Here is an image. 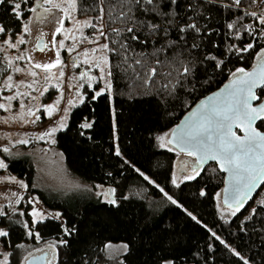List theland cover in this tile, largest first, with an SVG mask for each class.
Returning <instances> with one entry per match:
<instances>
[{"label": "snow or ice", "instance_id": "6c2138e0", "mask_svg": "<svg viewBox=\"0 0 264 264\" xmlns=\"http://www.w3.org/2000/svg\"><path fill=\"white\" fill-rule=\"evenodd\" d=\"M261 4H264V0H251L250 3H245V0H92L82 8L78 0H0V52L4 53L0 63H3V70L6 72L26 71L33 78L26 81L14 80L11 74L4 76L0 88L14 91L0 97V109L9 112L13 108V101L19 103V111L12 112L10 117L5 118V123L15 119L25 124L36 123L41 119L38 114L41 109L49 118L59 114L44 131L36 134V139L49 144L56 143L57 132L69 127L72 109L84 104L88 95L82 89L85 84L87 88H92L97 79L90 69L80 72L75 95L61 109L63 89L60 85L65 72L61 68L59 77H56L51 70L63 64L59 49L65 47L64 39L73 40V46L68 47L67 51H75L77 34L82 40H88L95 45L91 49L83 50V60L85 64L99 68V79L104 82L103 87L93 89L92 101L104 93L108 94L110 101L114 90V71L127 75L131 69L136 77H142L144 85L156 83L159 77L162 81L159 91L164 94V102H167V98H178L180 91L192 93L199 87L209 85L217 75L224 73L233 56L238 61H243L245 53L251 55L255 51V62L250 69L244 66L235 67L234 70L227 69L229 79L224 87L201 99L185 120L159 133L155 139L158 147L167 148L177 156L183 154L192 158L191 164L184 159L178 162V166H172L168 183L177 189L184 182L195 181L201 175L202 166L208 161H215L219 170L228 173L224 180L225 187L215 192L212 197L216 212L227 223L243 209L247 214L243 215L236 231L247 234L250 240L258 237L264 247V198L256 200L255 204L248 203L252 199L249 194L257 187L258 182L264 183V9L260 7ZM89 11L96 15H85L83 20L76 19L79 12ZM53 15L60 17L56 21L57 26L51 41L56 49L55 59L43 64L34 62L20 46L28 42L26 35L31 34L34 18L43 22L45 18ZM66 19L74 22L75 31L68 29L72 35L57 41L56 34H63L65 31ZM84 28L93 30L91 37L84 35ZM242 37H247V42ZM44 47L47 46H42V42L37 40L36 48L43 50ZM9 49L16 50L18 54L10 53ZM89 52L92 53L91 56ZM109 54L117 58L115 65L112 64ZM80 56L81 53L76 54V63ZM97 56L99 61L94 59ZM17 61H28L30 67L22 68ZM35 69L44 71L43 79L46 83L44 91L39 93L41 97L48 91L53 80H56V84L52 86L60 88L59 97L51 103L30 106L25 102V98L30 101L37 100L32 94L38 91L39 84V74ZM68 87L73 85L69 83ZM111 113L113 147L110 151L118 158L115 165L116 175L112 171L104 173L111 181L107 185L77 181L70 190L89 193L107 205L118 206L122 200H128L129 195L124 194L118 198L120 181L116 176H123L122 169L129 166L144 181L158 189L162 194L161 203L167 202L182 209L187 217L201 225L209 234L205 243L207 251L197 247V251L190 257H184L173 256L168 250L161 249L162 254L157 257L155 264H215L217 242L223 246V250L237 258V264H264V256L257 259L255 253L245 255L242 250H238L240 245L234 241L229 242L218 234V230L204 223L174 193L167 191L127 159L120 145L115 143L117 123L114 108ZM94 120L95 117L90 118L89 115L81 118L78 124L80 135L86 134L83 130L93 129ZM88 138L91 139V136ZM10 142L28 144L30 141L21 139ZM2 152L8 157L18 155L8 146H3ZM8 168L9 163L0 156V170ZM211 171L215 173L217 169L212 168ZM3 179L13 182L21 189L28 188V184L16 176ZM13 195L17 205L25 199L18 193ZM207 195L206 188L201 187L199 196ZM27 201L31 205L30 210L12 207V201L9 200L11 215L0 206V216H7L8 220L7 224L0 226V238H3L0 246L11 247V240L8 238L13 225H19L24 230V235L35 237L39 242L42 237L35 230L39 225L47 220L62 221L61 211L37 207L40 202L38 197L29 196ZM26 214L29 219H23ZM59 229L61 236H71L76 232L74 226L70 227L65 222L59 223ZM232 235L240 239L235 232ZM68 243L66 239L54 237L44 243L43 249L33 248L32 252L19 260V264H57L59 248L67 246ZM25 247L21 242L11 252H0V264H9V257ZM101 251L107 256L106 264H124L121 256L130 252V246L128 243L114 246L109 242ZM249 252H252L251 248Z\"/></svg>", "mask_w": 264, "mask_h": 264}, {"label": "trees", "instance_id": "16d2710c", "mask_svg": "<svg viewBox=\"0 0 264 264\" xmlns=\"http://www.w3.org/2000/svg\"><path fill=\"white\" fill-rule=\"evenodd\" d=\"M91 2L92 0H78L82 8ZM250 2L251 0H245V3ZM78 15L85 17L94 16L96 13L79 12ZM242 39L247 42V37ZM244 55L243 61H238L233 56L224 73L217 75L209 85L199 87L192 93L180 91L178 98H167V102H164V94L159 91L162 83L159 77L156 83L144 85L142 77H136L131 69L127 75L114 71L111 100L109 101L108 94L104 93L92 101L93 89L89 90L85 103L72 109L69 127L56 134V146L63 153L69 171L90 184L95 182L107 185L111 182L104 173L112 171L116 175L115 165L118 158L110 151L113 147L111 109L114 108L117 123L115 143L120 145L127 159L167 191L174 193L180 202L189 210H194L204 223L218 230V234L229 242L234 241L240 245L238 250H242L245 255L255 253L257 259L264 256V247L258 237L250 240L247 234L236 231L243 215L247 214L243 209L237 217L231 218L227 223L217 214L212 197L224 186V174L217 165L202 167L201 175L195 181L184 182L177 189L168 183L172 166L176 163V153L159 148L155 139L159 133L178 124L201 99L223 86L229 79L227 69L234 70L238 66L250 69L255 62V51H252L251 55ZM110 60L113 65L117 63V58L112 54ZM85 115L95 117L94 127L83 130L86 134L80 135L78 124ZM212 168L217 171L213 173ZM8 169L25 179L29 191L37 194L47 207L61 211L68 226L76 228V232L71 236H61V222L47 220L35 229L40 232L42 241L54 237L69 241L67 246L59 248L57 264H97V261L99 264H106L101 249L109 242L129 244L130 252L123 255L124 264H155L157 257L162 254L161 249L168 250L173 256L184 257H190L197 251V247L207 251L205 243L209 234L206 229L192 221L177 206L167 202L161 203L162 194L158 189L144 181L129 166L122 169L123 176H116L120 181L118 198L127 194L129 199L122 200L115 207L89 193L61 195L33 187L35 169L29 158L11 160ZM201 187L206 188L207 196H199ZM133 189L141 190L143 196H130ZM262 191L264 187L248 203L255 204ZM5 219L2 216V224H7ZM12 229L8 238L11 240V247L7 248L13 249L15 245L29 240L19 225H13ZM234 232L240 239L232 235ZM249 248L252 252H249ZM215 256V264H237V258L223 250V246L218 242Z\"/></svg>", "mask_w": 264, "mask_h": 264}, {"label": "rangeland", "instance_id": "374dc122", "mask_svg": "<svg viewBox=\"0 0 264 264\" xmlns=\"http://www.w3.org/2000/svg\"><path fill=\"white\" fill-rule=\"evenodd\" d=\"M260 7L264 9V4H261ZM59 18H60L59 16L53 15L45 18L43 22L36 21L35 18L33 19L31 25L32 27L31 34L26 35V39L28 42L20 46V49L24 50L26 55L31 56L32 61L43 64L55 59L56 49L53 48L51 41L53 38L52 34L57 26L56 21ZM84 18L85 17H80L78 14H76V19L83 20ZM68 29H72L73 31H75L74 22L72 20L66 19L64 23L65 31L63 32V34L60 33L56 34V40L59 41L61 39H64L65 36H71L72 32L67 31ZM92 31L93 30L91 28L83 29L84 35L88 37H91ZM41 39L45 40V45L47 46L44 48V50H39L38 48H36L37 40H41ZM76 39L78 43H76L75 51L71 53L67 51V48L73 46L74 42L72 39H64L65 47L59 49L60 57L61 60L63 61V64L57 65L51 70V72L56 77H59V71L61 68H63L65 72L63 83L60 85V88L63 89V99L60 101L61 109L63 108L64 105L67 104L68 99H70L75 95V87L78 86L80 82L79 73L85 71V69H90L91 74L97 77V79L93 82L92 88H87L85 84V87L82 89V91H86L88 93V91L91 89H96L104 86V82L99 79L100 76L99 68L92 67L90 64H85L83 60V50L91 49L92 47H95V45L90 44L88 40H82L79 34H77ZM100 42L103 41L101 40ZM58 47L59 46L57 44V48ZM8 51L12 54H18L17 51L14 49H9ZM77 53H81L78 63H76ZM89 55L91 56L92 53L89 52ZM3 56L4 53L0 52V62L3 61ZM94 59L99 61L98 56L94 57ZM16 63L19 64L22 68L30 67L28 61H17ZM74 63H76V66H74ZM3 69H4V65L3 63H0V85L3 84L4 76L7 74H11L14 80L31 81L33 79L31 75L28 74L26 71L19 73H10V71L6 72ZM35 71H37L39 74L38 76L39 84L37 85L38 91H34L32 94L37 97V100L30 101L27 98H25V102L30 106H34L37 103H51L53 100L59 97L60 88H56L52 86L56 84V80H53L52 85H49L48 91L45 92L43 97H41L39 93L41 91H44V85L46 83V81L43 79L44 71L42 69H35ZM73 77H76V79H71ZM69 83H71L73 87L69 88L68 87ZM21 90L22 91L24 90L23 87L21 88ZM12 91H14V89L8 90L6 88H0V97L4 95H10ZM12 104H13V108L9 112H5L3 109H0V156H3L8 163L13 159H19L23 157L29 158L33 163L35 169V187L37 188L47 190L48 192L59 193L61 195H69L78 192L75 190H70L72 184L77 181L80 183H87V182L73 175L69 171L66 165L65 157L63 153L57 148L56 143L49 144L47 143V141L36 139V134H38L41 131H44L54 120L58 118L59 114L53 116L52 118H49L48 116L44 115L43 109H41L40 112L38 113L41 116V119L36 123L25 124L22 123L19 119L9 120L7 123H5V118L10 117L12 115V112L19 111L18 101H13ZM28 119H32V117H28ZM21 139H27L30 142L28 144H16L10 142ZM3 146H8L13 153H18V155L8 157L7 154H4L2 152ZM157 146H158V142H157ZM162 149L168 150L167 148H162ZM184 159H187L189 164L192 163L191 157H185L183 154L177 156L176 154L175 164H177L178 166V162ZM7 176H16L17 179H23L17 176L16 174L10 172L9 169L0 170V206H2L3 210L9 215H11L9 200L12 201V207L30 210L31 205L28 203L27 197L29 196L38 197V195L33 192H30L29 188L21 189L13 182L3 179V177H7ZM23 180L27 183L25 179ZM13 193H18L19 195L25 197V199L22 200L19 205H17L15 203L16 197L13 195ZM131 195L141 197L143 196V192L139 189H133L132 191H130V196ZM263 196H264V191H262L259 194L257 200L263 198ZM39 201H40L39 204L36 205L37 207H41L49 211L56 210L47 207L40 200V198ZM4 217L6 218L5 219L6 223H8L7 216ZM1 219L2 216H0V226H4V224L1 223ZM23 219H29L27 214L25 215V217H23ZM60 222H64L63 217H62V221ZM2 239L3 238H0V240ZM45 242L46 241H42V240L37 242L35 237H29V240L23 243L24 245H26V247L24 249L17 250L13 255L9 257V264H19V260L22 259L24 256H26L28 252H32L33 248L43 249ZM121 243H111V244L114 246H118ZM5 250L10 252L12 251V249L7 248L6 246H0V252ZM33 254L36 255L35 253ZM124 254L125 253H123L121 256L122 260ZM103 258L105 259V261H107V256L105 255L104 252H103Z\"/></svg>", "mask_w": 264, "mask_h": 264}, {"label": "water", "instance_id": "95a60500", "mask_svg": "<svg viewBox=\"0 0 264 264\" xmlns=\"http://www.w3.org/2000/svg\"><path fill=\"white\" fill-rule=\"evenodd\" d=\"M41 42H42V46L43 45H45V40L44 39H41L40 40ZM45 48V47H44ZM44 48H43V50H44ZM39 49V48H38ZM40 50V49H39ZM227 83V82H226ZM225 83V84H226ZM224 84V85H225ZM224 85L223 86H221L220 88H222V87H224ZM219 88V89H220ZM218 89V90H219ZM210 95V94H209ZM209 95H207V96H209ZM196 107V105L194 106V108ZM193 108V109H194ZM192 109V110H193ZM191 110V111H192ZM191 111H189L181 120H180V122L182 121V120H185L189 115H190V113H191ZM179 122V123H180ZM178 123V124H179ZM240 134H242V133H240ZM210 164H216V162L215 161H208V162H206L202 167H206V166H208V165H210ZM217 165V164H216ZM218 167V166H217ZM219 169V168H218ZM221 171V170H220ZM223 174H224V180H225V178L227 177V175H228V173H226V172H224V171H221ZM225 187V183H224V186H223V188ZM264 187V183H261V182H258V185H257V187L253 190V192L252 193H250L249 195L253 198L262 188Z\"/></svg>", "mask_w": 264, "mask_h": 264}]
</instances>
